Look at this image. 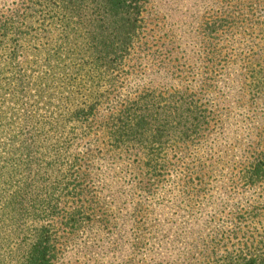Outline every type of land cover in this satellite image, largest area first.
I'll return each mask as SVG.
<instances>
[{
  "label": "rangeland",
  "instance_id": "1",
  "mask_svg": "<svg viewBox=\"0 0 264 264\" xmlns=\"http://www.w3.org/2000/svg\"><path fill=\"white\" fill-rule=\"evenodd\" d=\"M39 3L0 0V264H24L42 225L50 264L264 258V176L243 178L264 153V0H145L131 50L98 72L86 28L53 24ZM70 96L99 104L91 132L73 122L61 134ZM132 103L163 138L154 156L108 142L106 120ZM35 126L65 137L51 149L62 141L71 168L9 210L14 151Z\"/></svg>",
  "mask_w": 264,
  "mask_h": 264
},
{
  "label": "trees",
  "instance_id": "2",
  "mask_svg": "<svg viewBox=\"0 0 264 264\" xmlns=\"http://www.w3.org/2000/svg\"><path fill=\"white\" fill-rule=\"evenodd\" d=\"M144 3L145 0H41L39 4L56 14L58 19L53 24H60V27L64 26V28H68L69 25L86 28L87 31L84 32V35L88 41L87 51L91 59L90 70L98 72L105 69L106 66L111 67L113 60L118 62V58L123 59L124 55L131 50L133 37L142 20ZM71 21L74 23L72 24ZM210 37L214 41L215 38ZM66 40L68 47L73 46L75 48V43L70 41L67 36ZM53 61L55 64L53 67L57 68L60 63L55 59ZM209 62L211 63L212 60ZM91 95L93 94L91 93ZM101 98L103 99L105 96H101ZM66 102L69 109L60 118L61 134L65 135L67 124L73 122L91 132L92 119L99 104L91 101L79 105V103L72 101L71 96ZM148 113L150 110H141L135 103H132L118 111L116 115L109 117L105 123V132H107L111 147L115 149H141L146 156H154L153 151L157 149L154 146H162L160 141L163 138L159 133L149 134L152 131L146 118ZM178 124L180 121L176 123V125ZM52 128L44 131L43 127L35 126L28 138L19 141L20 148L14 151V166L10 167L11 173L7 175V178H11V182L14 184V189L9 197V210L19 201L22 204L31 200L35 202L38 194L44 193V197H46L48 192H44V189L47 186L46 181L51 180V177L54 180L67 178L71 164L64 157L67 150L61 148L65 137L54 139L49 134ZM147 134L150 137H146ZM179 135L180 138L183 137L182 134ZM59 140L62 141L58 146V152L54 153L51 146ZM50 157L53 161L50 160ZM151 161L148 159V163ZM53 164L56 167L55 170ZM263 176L264 153L261 154L256 163L249 166L243 178L246 181H252L259 180ZM30 189L37 192H30ZM49 190L56 192L53 186H50ZM49 194L47 209L50 213L48 217H53L57 215L59 200L53 198V192ZM40 204L42 206V203ZM26 211L25 208H20L21 216L25 215ZM69 221H71L69 225L71 229L80 227V225L75 224L79 220L71 218ZM49 230V227L44 225L35 229L25 253L24 264L51 263L56 238L52 237L53 234ZM217 264H264V258H238L234 261L228 253L225 259L218 261Z\"/></svg>",
  "mask_w": 264,
  "mask_h": 264
}]
</instances>
